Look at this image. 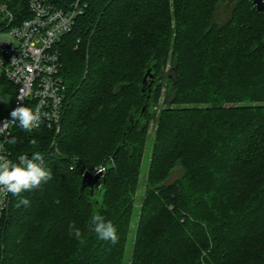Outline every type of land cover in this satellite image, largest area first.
Masks as SVG:
<instances>
[{
    "label": "trees",
    "instance_id": "trees-1",
    "mask_svg": "<svg viewBox=\"0 0 264 264\" xmlns=\"http://www.w3.org/2000/svg\"><path fill=\"white\" fill-rule=\"evenodd\" d=\"M2 1L30 17L28 0ZM52 1L67 9L76 0ZM226 1L81 0L84 12L59 41L70 99L60 133L17 124L11 135L15 162L39 151L53 179L21 194L30 206L17 208L12 197L2 264H126L145 135L162 89L128 264H264V11L237 0L219 22ZM148 69L150 97L142 91ZM15 93L0 78V118L4 97ZM101 164L105 177L81 192L84 173ZM178 164L182 179L162 184ZM95 212L112 221L117 244L92 231ZM73 222L83 245L69 235Z\"/></svg>",
    "mask_w": 264,
    "mask_h": 264
},
{
    "label": "built area",
    "instance_id": "built-area-1",
    "mask_svg": "<svg viewBox=\"0 0 264 264\" xmlns=\"http://www.w3.org/2000/svg\"><path fill=\"white\" fill-rule=\"evenodd\" d=\"M86 5L76 0L67 9L52 0H28L30 17L20 19L0 0V78L16 88L13 110L18 106L39 109L41 123L30 132L46 126L58 135L69 107V95L61 77L59 41L69 34ZM23 97V100L18 98ZM11 112L0 118V126L11 122ZM0 128L4 154L15 162L7 141L18 124ZM105 170L99 169L95 174ZM13 195L0 194V264L4 257L5 228Z\"/></svg>",
    "mask_w": 264,
    "mask_h": 264
},
{
    "label": "clouds",
    "instance_id": "clouds-1",
    "mask_svg": "<svg viewBox=\"0 0 264 264\" xmlns=\"http://www.w3.org/2000/svg\"><path fill=\"white\" fill-rule=\"evenodd\" d=\"M23 100V97L18 98ZM11 122L5 121L0 128H7L9 124H15L18 120V126L24 131H31L33 128L39 127L41 123V115L39 109H31L26 106H18L10 113ZM7 143L15 144L16 139L12 137ZM32 145H36L37 141L32 139ZM3 150V143H0V152ZM99 171V170H98ZM53 179V172L45 165L44 156L36 151L31 158L27 155H20L18 162H13L6 155L0 154V194H12L19 197L15 207L22 205L30 206V200L21 194L25 191H33L40 189L42 184L48 183ZM92 231L99 240L110 242L115 245L119 242V236L116 227L110 220L99 212H95L92 217ZM69 235L79 241L81 245L85 243L82 231L76 227L75 223L69 225Z\"/></svg>",
    "mask_w": 264,
    "mask_h": 264
},
{
    "label": "rangeland",
    "instance_id": "rangeland-1",
    "mask_svg": "<svg viewBox=\"0 0 264 264\" xmlns=\"http://www.w3.org/2000/svg\"><path fill=\"white\" fill-rule=\"evenodd\" d=\"M237 0H231L226 1L223 3L219 10H218V18L219 22H223L224 20H227L230 18L234 12ZM245 6H248L249 8H254L257 11L256 5L253 3V0H249L246 2ZM262 28H264V19L261 22ZM261 28H257V32H259ZM171 65H168V70L170 69ZM165 89H162L160 91L159 97L157 99V106L155 108V116L154 118L151 119V124L146 131V143L144 147V157L143 161L141 164V175H140V181H139V186L138 190L135 195V215L134 219L132 222V232L129 236L128 239V244L126 248V255H125V262L126 264L129 263L131 259V255L133 252V247L135 243V238H136V228H137V222L139 220V215H140V210L143 206V202L146 197V189L148 185V180H149V172H150V165L152 161V153H153V148L155 144V137H156V132L158 129V121H159V116L160 113L163 109H165ZM14 107V98L11 95H6L3 99V110L6 112H11ZM104 164H101V166L94 168V170L91 171V173L95 174L99 169L104 168ZM184 174V169L181 165H176L173 167L167 175V178L162 184L170 185L173 184L179 180L182 179Z\"/></svg>",
    "mask_w": 264,
    "mask_h": 264
},
{
    "label": "water",
    "instance_id": "water-1",
    "mask_svg": "<svg viewBox=\"0 0 264 264\" xmlns=\"http://www.w3.org/2000/svg\"><path fill=\"white\" fill-rule=\"evenodd\" d=\"M253 3L257 7V11L259 13L264 11V0H253ZM154 85H156V81L154 80V74L152 73V69H148L144 79H143V93H148V96L150 97L152 94V91L154 90ZM147 107H144L143 110H146ZM116 158V154L112 158V161H114ZM108 168H105V170L100 171L97 174H93L89 171H86L83 176L82 186H81V192H84L86 189H93L99 182L105 177V173L107 172Z\"/></svg>",
    "mask_w": 264,
    "mask_h": 264
}]
</instances>
